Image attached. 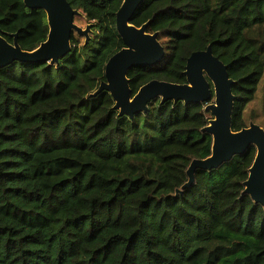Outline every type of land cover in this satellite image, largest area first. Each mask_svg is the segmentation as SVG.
<instances>
[{
    "label": "trees",
    "instance_id": "trees-1",
    "mask_svg": "<svg viewBox=\"0 0 264 264\" xmlns=\"http://www.w3.org/2000/svg\"><path fill=\"white\" fill-rule=\"evenodd\" d=\"M67 1L93 23L87 43L73 34L58 63L0 67V264H264V205L243 192L255 146L197 168L174 195L191 159L211 152L201 130L211 114L155 98L130 117L108 91L89 96L124 46L122 0ZM147 21L166 54L128 70L132 94L151 79L186 82L187 57L210 44L235 81L232 129L247 126L264 75V0H143L130 22ZM13 33L34 49L45 12L0 0V35Z\"/></svg>",
    "mask_w": 264,
    "mask_h": 264
},
{
    "label": "water",
    "instance_id": "water-1",
    "mask_svg": "<svg viewBox=\"0 0 264 264\" xmlns=\"http://www.w3.org/2000/svg\"><path fill=\"white\" fill-rule=\"evenodd\" d=\"M142 1L122 0L115 13V22L124 46L108 58L104 68L105 79L89 96H95L102 90L108 91L114 100L113 108L120 115L130 117L146 110L147 103L155 98H160L161 102L181 100L185 104L204 103L203 110L209 112L211 117L201 130L211 135V152L204 158L191 159L186 168L187 180L180 188L175 189L174 195L194 182L197 168H216L254 145L256 153L248 168V176L243 181V192L254 202L264 205V128L250 120L247 126L239 130L232 129L231 114L235 95L231 86L235 81L229 77L227 65L212 53L210 44L203 50L191 52L187 57L184 68L186 82L151 79L132 94L128 70L135 66L157 65L166 54L157 32L146 31L148 21L140 26L129 23ZM23 3L28 8L42 9L45 12L47 36L34 49L25 50L18 44L16 33L12 34V42L0 35V67L14 60L58 63L72 49L73 32L83 36L84 43L89 41L93 23L88 22L85 27L78 25L74 16H81L82 13L71 7L67 0H23Z\"/></svg>",
    "mask_w": 264,
    "mask_h": 264
},
{
    "label": "rangeland",
    "instance_id": "rangeland-1",
    "mask_svg": "<svg viewBox=\"0 0 264 264\" xmlns=\"http://www.w3.org/2000/svg\"><path fill=\"white\" fill-rule=\"evenodd\" d=\"M74 21L81 27H85V25L87 24L84 17H75ZM82 39V37H79V40L82 41ZM160 40L164 41L163 38H161ZM251 114L254 117V120L256 119L264 123V75L258 84L255 98L246 107L245 119L247 122H249L250 120L254 121L250 118ZM256 122L258 124H261L258 121Z\"/></svg>",
    "mask_w": 264,
    "mask_h": 264
},
{
    "label": "flooded vegetation",
    "instance_id": "flooded-vegetation-1",
    "mask_svg": "<svg viewBox=\"0 0 264 264\" xmlns=\"http://www.w3.org/2000/svg\"><path fill=\"white\" fill-rule=\"evenodd\" d=\"M121 2H122V1H121ZM120 4H121V3H120ZM71 7H72V6H71ZM75 17H84V16H83V14H82L81 16H74V18H75ZM115 17H116V16H115ZM130 19H131V18H130ZM85 21H86V20H85ZM86 23H88V22L86 21ZM129 23H131L130 20H129ZM131 24H132V23H131ZM133 25H134V24H133ZM115 28H116V22H115ZM116 31H117V30H116ZM146 31H147V27H146ZM147 32H150V31H147ZM156 32H157V31H156ZM117 33H118V32H117ZM151 33H152V32H151ZM73 34H74L78 39H79V37H82V38H83L82 41H84V37H83V36H79V35H77L75 32H73V33L71 34V36H72ZM118 34H119V33H118ZM119 36H120V35H119ZM157 37H158V39L160 40V38H159V33H158V32H157ZM160 41H161V40H160ZM123 43H124V42H123Z\"/></svg>",
    "mask_w": 264,
    "mask_h": 264
}]
</instances>
